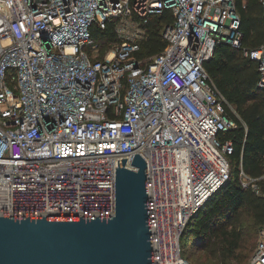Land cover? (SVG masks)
<instances>
[{
  "label": "built area",
  "instance_id": "obj_1",
  "mask_svg": "<svg viewBox=\"0 0 264 264\" xmlns=\"http://www.w3.org/2000/svg\"><path fill=\"white\" fill-rule=\"evenodd\" d=\"M166 11L165 49L136 58ZM108 23L102 55L91 27ZM240 26L235 0H0V217H113L116 160L137 171L139 154L155 264H192L181 238L230 179L220 135L238 126L205 63L242 46ZM245 56L264 89V43ZM240 180L253 182L242 166ZM249 264H264V225Z\"/></svg>",
  "mask_w": 264,
  "mask_h": 264
},
{
  "label": "trees",
  "instance_id": "obj_2",
  "mask_svg": "<svg viewBox=\"0 0 264 264\" xmlns=\"http://www.w3.org/2000/svg\"><path fill=\"white\" fill-rule=\"evenodd\" d=\"M263 1L235 0L241 19L242 46L234 48L222 44L205 63L218 90L232 104L235 113L227 108V115L235 119L238 126L220 135L223 142H232L233 151L228 156L230 179L190 220L181 238L182 255L188 260L185 252L191 247L205 253L212 264H240V257H252L257 244L255 248H248L250 236L244 219H251L255 234H259L264 225V89L258 86L261 79L258 62L245 56L246 51L257 50L264 43ZM172 21L169 11L152 17L145 26L147 39L141 42V50L135 57L146 59L160 54L166 47L161 29ZM91 34L103 45L102 55L109 45L118 41L115 23H108L105 30L94 25ZM241 166L253 180L247 187L240 180ZM193 261L206 264L196 257Z\"/></svg>",
  "mask_w": 264,
  "mask_h": 264
},
{
  "label": "water",
  "instance_id": "obj_3",
  "mask_svg": "<svg viewBox=\"0 0 264 264\" xmlns=\"http://www.w3.org/2000/svg\"><path fill=\"white\" fill-rule=\"evenodd\" d=\"M126 159L113 217H0V264H155L148 164L135 154L132 171Z\"/></svg>",
  "mask_w": 264,
  "mask_h": 264
},
{
  "label": "rangeland",
  "instance_id": "obj_4",
  "mask_svg": "<svg viewBox=\"0 0 264 264\" xmlns=\"http://www.w3.org/2000/svg\"><path fill=\"white\" fill-rule=\"evenodd\" d=\"M130 28L132 29L130 32L136 33L134 26L133 27L131 26ZM244 227L246 228L245 230L250 236L249 240L247 241L248 248H251L253 246L255 248L254 244H256L259 234H255V230L253 228L254 227L253 222L251 221V219L249 218L244 219ZM185 256L189 258L192 264H195V262L193 261V257L199 258L201 261L202 260L205 261L206 264H212L211 260L207 258L205 253H203L202 251H197L195 249H192L191 247L185 252ZM240 258H241L240 264H249L251 259V257L249 259H243L242 257Z\"/></svg>",
  "mask_w": 264,
  "mask_h": 264
}]
</instances>
